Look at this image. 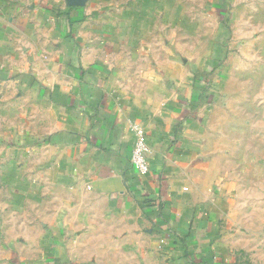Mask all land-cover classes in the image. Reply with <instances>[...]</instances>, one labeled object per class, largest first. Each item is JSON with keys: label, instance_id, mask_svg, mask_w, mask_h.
<instances>
[{"label": "crops", "instance_id": "crops-1", "mask_svg": "<svg viewBox=\"0 0 264 264\" xmlns=\"http://www.w3.org/2000/svg\"><path fill=\"white\" fill-rule=\"evenodd\" d=\"M73 1L0 0L1 180L31 183L74 262L264 264V191L201 104L221 67L181 3L264 0Z\"/></svg>", "mask_w": 264, "mask_h": 264}, {"label": "rangeland", "instance_id": "rangeland-1", "mask_svg": "<svg viewBox=\"0 0 264 264\" xmlns=\"http://www.w3.org/2000/svg\"><path fill=\"white\" fill-rule=\"evenodd\" d=\"M181 3L191 14L209 20L200 25L201 46H208L211 33L221 67L211 74H217L222 87L202 86L201 104L222 137L219 142L230 145L243 160L242 171L260 194L264 191V2ZM206 78L211 80L212 75ZM26 164L25 182L31 174L30 159ZM6 170L11 179L1 180L0 172V264H88L72 261V251L81 248L64 247L67 233L52 222L47 205L35 202L31 183L22 184L14 166Z\"/></svg>", "mask_w": 264, "mask_h": 264}, {"label": "built area", "instance_id": "built-area-1", "mask_svg": "<svg viewBox=\"0 0 264 264\" xmlns=\"http://www.w3.org/2000/svg\"><path fill=\"white\" fill-rule=\"evenodd\" d=\"M149 152L145 136L137 132L130 156L131 167L137 176H142L149 172Z\"/></svg>", "mask_w": 264, "mask_h": 264}, {"label": "water", "instance_id": "water-1", "mask_svg": "<svg viewBox=\"0 0 264 264\" xmlns=\"http://www.w3.org/2000/svg\"><path fill=\"white\" fill-rule=\"evenodd\" d=\"M80 4L79 0H75L71 3L73 6H78Z\"/></svg>", "mask_w": 264, "mask_h": 264}]
</instances>
